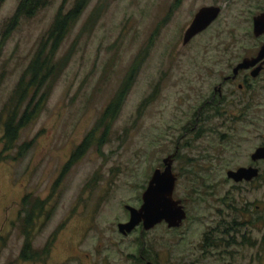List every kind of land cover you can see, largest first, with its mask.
Returning <instances> with one entry per match:
<instances>
[{
	"label": "rangeland",
	"instance_id": "374dc122",
	"mask_svg": "<svg viewBox=\"0 0 264 264\" xmlns=\"http://www.w3.org/2000/svg\"><path fill=\"white\" fill-rule=\"evenodd\" d=\"M19 2L0 0V264H135L142 249L156 264H264V164L256 181L226 177L251 163L264 133V99L252 103L249 117L232 121L233 139L212 146L225 152L209 173L199 164L173 165V197L187 215L179 227L161 222L125 235L117 228L128 221L125 205H141L152 171L173 151L169 137L186 119L174 112L182 83L167 76L153 97L154 81L166 67L214 61L230 38V51L238 50V39L256 45L251 20L264 0H89L62 44L59 56L71 55L47 100L7 144L6 104L55 13L74 0H46L35 14L13 20ZM209 5L221 8L219 16L184 48L185 29ZM132 71L117 115L101 122ZM21 206L38 227L34 248L60 227L44 262L19 260Z\"/></svg>",
	"mask_w": 264,
	"mask_h": 264
},
{
	"label": "flooded vegetation",
	"instance_id": "af4514ba",
	"mask_svg": "<svg viewBox=\"0 0 264 264\" xmlns=\"http://www.w3.org/2000/svg\"><path fill=\"white\" fill-rule=\"evenodd\" d=\"M263 11L264 9L261 12ZM251 25L253 26V22ZM252 40L257 44L249 46V44L241 42L244 39H238L235 41L238 43V50L234 48V50L230 51L234 46L233 39L230 38L223 42L220 48L221 51L216 53L218 55H212V57L214 56V61L199 62L186 70L182 67H166L160 78L154 81L151 91L153 97L160 92L159 81L166 80L167 76L175 77L173 81L175 85L182 83V86L177 89L175 96L174 112L177 117L186 119L176 131L178 132L176 136L169 137V143L173 144L174 147L173 151L166 156L174 153L172 171L173 165L176 162H180L182 164H199L202 167L199 168L200 172L209 173V167L218 163L222 158L221 156H223V152H225L222 148L212 146L221 145L225 143L224 141L233 139V136L229 135V132H232V128H235L234 125H231L232 121L240 122L249 117L252 103L258 100L263 101L264 57L254 63L252 61L257 58L259 49L264 44V33L255 36L252 32ZM183 47L185 48L186 44ZM199 58L205 57L199 56ZM173 69H176V71H173ZM220 129L223 132H220ZM262 146H264V133L261 142L249 155L251 163L246 166H239L256 168L257 175L250 180H242L238 183H250L261 178V165L264 164V159H253L252 155L256 149ZM165 157L161 160L162 167L157 168H163V159ZM239 167L228 169L226 177L229 170H236ZM173 173L175 172L173 171ZM175 175L177 176L176 173ZM228 179L235 182L231 178ZM21 209L25 210L22 206ZM37 217L39 218L40 215ZM21 222L23 238L19 260L24 262H44L49 256L51 247L57 240L60 227L58 226L47 236L44 244L39 249L33 247L34 234L38 227L35 225L34 217L31 216L29 211L26 213L25 210V214L21 217ZM139 226H142V224H138L134 229ZM73 257L75 256H71L69 259L74 262L75 258ZM132 259L135 264H147L148 262L156 264L150 257L146 256L144 249L137 257L133 256Z\"/></svg>",
	"mask_w": 264,
	"mask_h": 264
},
{
	"label": "trees",
	"instance_id": "16d2710c",
	"mask_svg": "<svg viewBox=\"0 0 264 264\" xmlns=\"http://www.w3.org/2000/svg\"><path fill=\"white\" fill-rule=\"evenodd\" d=\"M88 1L74 0L68 9H64L62 5L55 13L48 30L38 44L6 104V108L10 110L4 122L7 144H13L18 137L20 128L38 115L47 100L53 82L61 74L65 62L71 55V52H69L66 55L59 56L62 44L86 8ZM45 2L46 0H20L13 15V20L19 16L35 14ZM134 74L132 71L111 97L102 113L101 122L113 119L117 115L130 89ZM41 90L42 92H40ZM23 105L24 108L22 109ZM87 142L85 138L78 146L77 154L78 151L86 147Z\"/></svg>",
	"mask_w": 264,
	"mask_h": 264
},
{
	"label": "water",
	"instance_id": "95a60500",
	"mask_svg": "<svg viewBox=\"0 0 264 264\" xmlns=\"http://www.w3.org/2000/svg\"><path fill=\"white\" fill-rule=\"evenodd\" d=\"M221 11L219 6L209 5L200 7L194 14L182 36V45L187 44L194 36L207 29L217 19ZM252 32L255 36L264 33V11L256 14L253 19ZM264 57V44L261 45L257 58L253 63ZM174 153L163 159V168L153 170L146 188L142 192V203L138 208L126 205L129 211L127 222L118 223L119 232H131L138 224L144 230L153 228L164 222L167 227H179L186 218V212L180 199L173 197L177 176L172 171ZM253 159H264V146L259 147L252 155ZM257 175L253 167H239L229 170L227 177L235 182L250 180ZM147 264H152L148 262Z\"/></svg>",
	"mask_w": 264,
	"mask_h": 264
}]
</instances>
